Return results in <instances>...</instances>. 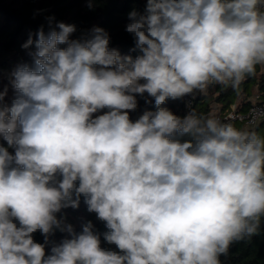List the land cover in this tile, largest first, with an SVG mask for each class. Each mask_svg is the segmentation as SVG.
Listing matches in <instances>:
<instances>
[{
  "label": "clouds",
  "instance_id": "obj_1",
  "mask_svg": "<svg viewBox=\"0 0 264 264\" xmlns=\"http://www.w3.org/2000/svg\"><path fill=\"white\" fill-rule=\"evenodd\" d=\"M129 17L134 59L101 27L70 39L75 25L58 22L38 31L34 66L12 73L10 105L0 91V137L14 149L0 145V264H221L257 234L264 137L161 105L238 89L264 65V0H147ZM144 93L157 110L133 122ZM81 195L119 251L101 248L90 221L77 234L57 218ZM54 229L71 238L46 256L33 234Z\"/></svg>",
  "mask_w": 264,
  "mask_h": 264
},
{
  "label": "trees",
  "instance_id": "obj_2",
  "mask_svg": "<svg viewBox=\"0 0 264 264\" xmlns=\"http://www.w3.org/2000/svg\"><path fill=\"white\" fill-rule=\"evenodd\" d=\"M146 5L147 0H0V91L7 89L5 103L10 105L17 95L11 83L14 70L20 65L34 66L35 41L41 28L47 34L50 27H54L58 22L73 24L76 31L70 39H78L90 37L94 27H101L109 34L110 49L118 50L121 57L131 56L134 59L141 53L134 36L126 31V26L131 22L129 14L132 11L144 14ZM30 37L33 44L24 48L23 45ZM195 94L190 107L185 106L184 97L177 100L168 99L161 107L171 110L180 117L191 111L199 116L208 117L217 108L226 110L232 104H235L238 110L245 111L250 106L254 94H259L260 99L264 101V68L258 65L255 74L247 77L238 89L212 85L207 93ZM136 100V110L129 113L133 122L145 111L157 110L154 98L149 97L147 93L143 96L136 94ZM106 111L108 110H100L93 114V118ZM233 124L240 129H254L264 137V119L254 127H247L240 121ZM0 145L8 148L7 141L2 137ZM8 150L14 153V149ZM57 218L62 220L63 225H71L77 234L82 232L83 226L90 221L94 233L100 238L101 248L119 251L114 244H109L104 239V234L110 230L105 222L97 219L95 213L88 211L83 195L80 196L78 208H64L57 213ZM70 238L71 235L67 231L60 229H54L47 240L39 231L33 234L35 242L45 245L46 256L51 255L52 247ZM220 261L221 264H264V217L261 218L257 234L233 242L228 253L220 256Z\"/></svg>",
  "mask_w": 264,
  "mask_h": 264
},
{
  "label": "built area",
  "instance_id": "obj_3",
  "mask_svg": "<svg viewBox=\"0 0 264 264\" xmlns=\"http://www.w3.org/2000/svg\"><path fill=\"white\" fill-rule=\"evenodd\" d=\"M264 68V65H262ZM195 93L184 97L185 106L190 107L194 101ZM210 116L220 119L222 122H243L247 127H254L259 121L264 119V101L260 99L259 94L251 97V104L247 110H238L235 104H232L226 110L217 108Z\"/></svg>",
  "mask_w": 264,
  "mask_h": 264
},
{
  "label": "rangeland",
  "instance_id": "obj_4",
  "mask_svg": "<svg viewBox=\"0 0 264 264\" xmlns=\"http://www.w3.org/2000/svg\"><path fill=\"white\" fill-rule=\"evenodd\" d=\"M99 115H101V114H99Z\"/></svg>",
  "mask_w": 264,
  "mask_h": 264
}]
</instances>
